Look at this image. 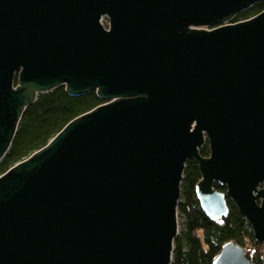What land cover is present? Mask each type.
I'll list each match as a JSON object with an SVG mask.
<instances>
[{
	"label": "water",
	"instance_id": "water-1",
	"mask_svg": "<svg viewBox=\"0 0 264 264\" xmlns=\"http://www.w3.org/2000/svg\"><path fill=\"white\" fill-rule=\"evenodd\" d=\"M260 2L0 0V161L41 93L104 101L0 175V264H172L191 159L264 244V11L233 22Z\"/></svg>",
	"mask_w": 264,
	"mask_h": 264
},
{
	"label": "trees",
	"instance_id": "trees-1",
	"mask_svg": "<svg viewBox=\"0 0 264 264\" xmlns=\"http://www.w3.org/2000/svg\"><path fill=\"white\" fill-rule=\"evenodd\" d=\"M263 11L264 2L257 3L238 14L233 22L250 19ZM102 103L104 101L96 92L71 95L65 86L41 93L38 100L27 108L11 148L0 161V175L46 146L73 119ZM200 152L208 156L209 143ZM201 179L198 164L193 159L189 160L178 207L183 214L184 225L175 239L173 264H214L223 245L230 241L250 250L257 264H264V245L256 240L252 225L241 215L233 201L228 199L229 211L220 220H212L203 211L196 190ZM215 187L221 191L227 190L220 183H216Z\"/></svg>",
	"mask_w": 264,
	"mask_h": 264
},
{
	"label": "rangeland",
	"instance_id": "rangeland-1",
	"mask_svg": "<svg viewBox=\"0 0 264 264\" xmlns=\"http://www.w3.org/2000/svg\"><path fill=\"white\" fill-rule=\"evenodd\" d=\"M182 200V198L180 199V201ZM178 222H179V232H178V236L181 234L182 230H183V225H184V217L183 214L181 213V211L178 209ZM264 245V244H262ZM174 250H175V245H174ZM263 252H264V247H263ZM174 262V252H173V259H172V264Z\"/></svg>",
	"mask_w": 264,
	"mask_h": 264
},
{
	"label": "flooded vegetation",
	"instance_id": "flooded-vegetation-1",
	"mask_svg": "<svg viewBox=\"0 0 264 264\" xmlns=\"http://www.w3.org/2000/svg\"><path fill=\"white\" fill-rule=\"evenodd\" d=\"M208 143V142H207ZM208 156H210V153H209V155ZM208 156H204V157H208Z\"/></svg>",
	"mask_w": 264,
	"mask_h": 264
}]
</instances>
